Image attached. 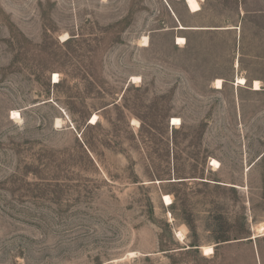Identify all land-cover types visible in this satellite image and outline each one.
Listing matches in <instances>:
<instances>
[{
  "label": "rangeland",
  "instance_id": "374dc122",
  "mask_svg": "<svg viewBox=\"0 0 264 264\" xmlns=\"http://www.w3.org/2000/svg\"><path fill=\"white\" fill-rule=\"evenodd\" d=\"M194 2L0 0V264H264V0Z\"/></svg>",
  "mask_w": 264,
  "mask_h": 264
},
{
  "label": "bare ground",
  "instance_id": "6f19581e",
  "mask_svg": "<svg viewBox=\"0 0 264 264\" xmlns=\"http://www.w3.org/2000/svg\"><path fill=\"white\" fill-rule=\"evenodd\" d=\"M188 1H189L190 5L193 9H195L197 7L194 0H188ZM183 28L184 27H181V29H183ZM177 41L179 42L178 45L186 44V39H184V38L178 37ZM141 44H143V46H148L149 38L144 37L143 40L141 41ZM237 64L239 65V62H237ZM53 79L55 80L54 83H58L60 81V75L55 73ZM138 80H140V77H133L132 81H138ZM237 85L245 87L247 85V80L245 78H238V84ZM223 86H224L223 80L219 79L216 81V83H215L216 89L220 90L223 88ZM261 89H262L261 83L259 81H255L253 84V90L254 91H261ZM12 115H13L12 120H20L21 119V115L17 111H13ZM98 119H99V117L97 115H95L93 118V124H97ZM173 121H174V123H173ZM62 123H63L62 119H57V125H61ZM133 124L137 125L138 122L133 121ZM181 124H182V122L179 118H174V120H172V126H178ZM213 165L215 166V168L217 170H219L221 168V164L216 160L213 161ZM163 202H164L166 207H171L174 204L173 198L170 195H164L163 196ZM262 231H264V229H262ZM179 237H183V236L180 234ZM202 250H203V253L205 256L211 255L213 253V247L212 246L202 247Z\"/></svg>",
  "mask_w": 264,
  "mask_h": 264
},
{
  "label": "crops",
  "instance_id": "0c3cea01",
  "mask_svg": "<svg viewBox=\"0 0 264 264\" xmlns=\"http://www.w3.org/2000/svg\"><path fill=\"white\" fill-rule=\"evenodd\" d=\"M173 1H178V0H173ZM169 8L172 10V12L175 14V12L173 11V9L169 6ZM187 8V7H186ZM187 10H188V8H187ZM189 11V10H188ZM190 12V11H189ZM191 13V12H190ZM200 13V12H199ZM192 14V13H191ZM175 16H176V18H177V20H178V22L181 24V22L179 21V19H178V17H177V15L175 14ZM181 27H184L183 25H181ZM181 27H179L178 29L179 30H200V29H196V28H183V29H181ZM181 38H183V37H181ZM185 39V38H184ZM178 46H182V45H178ZM236 66L237 67H239V65L236 63ZM259 92V91H258Z\"/></svg>",
  "mask_w": 264,
  "mask_h": 264
},
{
  "label": "water",
  "instance_id": "95a60500",
  "mask_svg": "<svg viewBox=\"0 0 264 264\" xmlns=\"http://www.w3.org/2000/svg\"><path fill=\"white\" fill-rule=\"evenodd\" d=\"M169 9H170V8H169ZM170 12H171V14L174 16V18L176 19V21H177L179 27H181V26H180V23L178 22V20H177L175 14L172 12L171 9H170ZM169 182H171V183H180V182H184V180L171 179Z\"/></svg>",
  "mask_w": 264,
  "mask_h": 264
}]
</instances>
